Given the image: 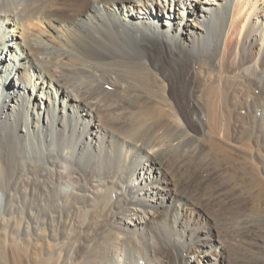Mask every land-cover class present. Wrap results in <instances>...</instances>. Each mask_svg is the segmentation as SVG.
<instances>
[{"label": "bare ground", "instance_id": "6f19581e", "mask_svg": "<svg viewBox=\"0 0 264 264\" xmlns=\"http://www.w3.org/2000/svg\"><path fill=\"white\" fill-rule=\"evenodd\" d=\"M221 67L233 72L222 80L229 87L219 82ZM164 80L191 85L186 107L198 128L183 142L159 143L138 129L144 112L167 100L160 106L147 85ZM232 89L227 124L232 136L254 137L260 207L215 217L197 200L205 195L181 185L180 162L205 134L207 111L218 117L215 104ZM194 93L214 98L212 106ZM81 214L100 222L92 235ZM6 232L27 243L60 239L63 264L264 260V0H0V235Z\"/></svg>", "mask_w": 264, "mask_h": 264}, {"label": "rangeland", "instance_id": "374dc122", "mask_svg": "<svg viewBox=\"0 0 264 264\" xmlns=\"http://www.w3.org/2000/svg\"><path fill=\"white\" fill-rule=\"evenodd\" d=\"M260 1V0H259ZM58 6V5H57ZM56 6V7H57ZM249 13V12H248ZM251 13V16L254 12H250ZM244 17V16H243ZM244 32V31H243ZM233 41L230 42V43H227L226 46L227 48L230 47V45H233L234 42H236V40L239 38L237 32L233 33ZM233 47V46H232ZM229 63H232V60L229 59ZM222 68V67H221ZM220 68V69H221ZM232 68H235V66H232ZM231 68V69H232ZM233 70V69H232ZM235 71V70H234ZM223 73V75L221 76V81H219L220 83H223L222 80L224 79V76L225 75H230V73H233L232 71L230 73L227 72V69H224L223 68L220 70V73ZM199 75V73H197ZM192 77V75H191ZM198 80L200 81H203L202 80V76L199 75L198 76ZM192 79V78H191ZM156 83V84H155ZM164 83V85H163ZM154 84V85H152ZM158 84V85H157ZM161 84V85H160ZM166 84H171L170 87ZM176 84H179V82H177V80H172V82H166L165 80L161 83L159 81H153L151 82L149 85H147L146 89H148V91L150 90H157L159 93L157 97L158 98V101H159V105L161 106L162 105V102L164 101V99L166 101L163 102V105L160 107V109H153V110H150L149 112H144L145 114L141 116H136L138 117V119L134 116V118H136L137 120L135 121L133 118L131 119L133 122L135 121V124L137 125V121L139 120V117L140 118V122L143 120V123L145 124H139L138 123V127L142 125V127H139V131L141 132V135H146V134H150L153 139L157 140V142L159 143H162L164 142L165 140H168L169 138H179V140H181L180 138H184V134H193V131H196L198 126L192 124L191 125V122H190V116H191V111L190 109H188V106L186 107V103L188 102V96H187V92L188 90L191 88L190 86L191 85H185V88H181L179 85H176ZM223 86H227L229 87V83L226 84H222ZM216 86V84H215ZM155 87V88H154ZM162 88V89H161ZM187 88V89H186ZM161 91H160V90ZM171 89V91H170ZM179 89V91L177 90ZM184 89V90H183ZM183 90V92H182ZM186 90V91H185ZM233 91L232 92H227V95L226 97H220L218 100H217V103L215 104V107L216 105L217 108L219 106H221V108L219 107L216 111H221L224 112L223 114H220L219 112L216 113L218 117L214 116V114L210 111H207L208 109L205 107V111H207V117L204 118V128L207 127V129H205V134L203 135H197V140H196V143H194L195 145V149L194 151L196 150L197 147H200L197 148L198 151L196 150L195 152L193 151V154L192 156L189 158V160H191L189 162L186 161L185 163H181L182 167H181V170H180V173L179 174H182V181L183 183L181 185H184V187L191 193H198L200 195H205L206 197H204V199H206V201L204 199L202 200H199L201 196L197 195V194H192L194 196L195 199L198 198L199 196V199H197L198 201H200V203L197 201V203L199 204H202V208L203 207H208V208H203V210L205 211V209H209L210 208V211L208 210L209 213H211L212 216H215L216 217V214L217 217H219L220 215L223 216L226 215L230 212V214L232 215L233 212V215H235V217H240L241 214L245 213V214H250V215H253V212L254 210L253 209H256V208H259L260 207V204H259V196H257L259 193H258V189L257 187L255 186L256 184V176H260L259 175V166L258 165V159L256 157V154L254 153V151L256 150V146L253 144L255 143L254 142V137H249L250 139H248V136H246V134H240L239 133H235V136H232L231 134H233V130L232 128H230L231 126L229 124H227V122L229 123V121H227V111H231L233 112L234 110L232 108H234L235 106L233 105V103H235V99L237 98L234 94V89H232ZM175 91V93H174ZM182 92V93H181ZM169 93V94H168ZM180 93L182 96H180ZM155 94V95H157ZM165 94V95H164ZM167 94V95H166ZM230 94V95H229ZM233 94V95H231ZM150 95V94H149ZM162 95V96H161ZM171 95V96H170ZM173 95V96H172ZM185 95L187 97H185ZM166 96V97H165ZM170 97V99H168V97ZM180 96V98L182 99H179L178 97ZM194 97V98H193ZM193 99L196 100H200L201 103L203 104H206V105H211V101L214 100V98H210V101H208L209 99H207L206 101V97L207 96H195V93L193 94ZM228 97V98H227ZM236 97V98H234ZM178 98V99H176ZM185 98V99H184ZM208 98V97H207ZM222 98H224V100H221ZM225 98H227L225 100ZM234 98V100H232ZM212 99V100H211ZM178 100V101H177ZM179 100L182 102H180L179 104ZM225 103H222V104H225V105H222L221 104V101ZM170 101V102H169ZM172 101V103H171ZM177 101V102H175ZM228 101V102H227ZM231 101V103H230ZM168 102V103H167ZM210 102V103H209ZM220 102V103H219ZM227 102V103H226ZM171 103V104H169ZM178 105H176V104ZM230 103V104H229ZM168 104V105H166ZM184 104V105H183ZM220 104V105H219ZM226 104H228L229 106H227ZM172 107H171V106ZM165 106V107H164ZM170 106V108H167V107ZM177 108V112L175 110L174 107ZM181 106V107H179ZM185 106V107H183ZM227 106V107H226ZM231 107V110L230 109H227V108H230ZM166 112L169 113H164V110ZM174 108V109H173ZM179 108V109H178ZM182 108V109H181ZM171 109H172V112H171ZM227 109V110H226ZM163 110V111H162ZM179 110H182L179 112ZM136 111V110H135ZM184 112V114H183ZM156 115H154V114ZM171 113V114H170ZM209 113V114H208ZM190 114V116H189ZM215 114V115H216ZM163 115V116H162ZM183 115V116H182ZM212 115V116H211ZM157 116V117H156ZM211 116V117H210ZM216 117V119H218L217 121L215 120L213 123H214V126H213V118ZM224 116H226L225 118H223ZM154 117V118H153ZM156 117V118H155ZM164 117H167L164 119ZM150 118V119H149ZM153 118V119H151ZM180 118V119H179ZM209 118V119H207ZM211 118V119H210ZM221 119V120H220ZM153 120V121H152ZM155 120V121H154ZM159 120V122H157ZM162 120V121H161ZM166 122H164V121ZM177 120V121H176ZM146 121V122H144ZM148 121V122H147ZM150 121V122H149ZM175 121V122H173ZM179 121V122H178ZM221 121V122H220ZM232 123L234 124V120H231ZM152 122L154 125H152ZM161 122V123H160ZM188 122V123H187ZM190 122V123H189ZM226 122V123H225ZM159 123V124H157ZM172 123V124H171ZM183 123H184V127H183ZM208 123V124H207ZM225 123V124H224ZM149 124V125H148ZM174 124V125H173ZM180 124V125H179ZM186 124V125H185ZM223 124V126H222ZM227 124V125H226ZM162 125V126H161ZM167 125V126H166ZM190 125V126H189ZM218 125V126H217ZM221 126V129H220V126ZM144 126V127H143ZM148 126V128H147ZM176 126V127H175ZM186 126V127H185ZM196 126V127H195ZM151 129H150V128ZM165 127V128H164ZM173 127V128H172ZM179 127V128H178ZM191 127V128H190ZM211 127V128H210ZM212 127H213V130H212ZM227 127V128H225ZM166 128H168L167 131ZM170 128V129H169ZM181 128V129H180ZM189 128V129H188ZM209 128V129H208ZM223 128V129H222ZM143 129H147L149 131L146 130V133L144 134L145 130ZM158 129H159V132H158ZM162 129V131L160 130ZM186 129V130H185ZM195 129V130H194ZM226 129V130H225ZM248 129V128H247ZM158 132L157 133H154L153 131ZM166 130V131H164ZM172 133H170L171 131ZM181 130H184V131H181ZM193 130V131H192ZM215 132V133H213ZM227 130H230L227 131ZM144 131V132H142ZM241 131V129H240ZM247 131V130H245ZM149 132V133H148ZM163 132H167L166 134L163 133ZM169 132V133H168ZM183 132V133H182ZM198 132V131H197ZM224 133V135L222 134ZM231 133V134H230ZM243 133V132H242ZM155 134V136H154ZM160 134V135H159ZM167 134H169L167 136ZM179 134V135H178ZM238 134V135H236ZM164 135V136H163ZM207 135V136H205ZM160 136V137H158ZM163 137V140H162V137ZM173 136V137H172ZM199 136V137H198ZM205 137V138H204ZM208 137V138H206ZM211 137V138H210ZM214 137V139H213ZM231 137V139H230ZM159 138V139H157ZM168 138V139H167ZM225 138V140H224ZM233 138V139H232ZM161 139V140H160ZM208 139V140H207ZM244 139V140H243ZM160 140V141H159ZM232 140V142H231ZM234 140V141H233ZM253 142H252V141ZM182 141V140H181ZM198 141V142H197ZM202 141V142H201ZM183 142V141H182ZM181 142V143H182ZM234 142V143H233ZM252 142V144L250 143ZM212 143V145H211ZM238 144V145H237ZM198 145V146H197ZM232 145V146H230ZM234 147L238 148L237 150L235 149L234 150ZM209 148V149H207ZM210 150V151H209ZM244 154H243V152ZM238 151V152H237ZM257 151V150H256ZM255 151V152H256ZM207 152V153H206ZM242 152V154H241ZM196 153V154H195ZM209 153V154H208ZM213 153V154H211ZM223 153V154H222ZM257 153V152H256ZM205 154L207 156H205ZM220 154V155H219ZM225 154V156H224ZM246 154V156H245ZM253 154V155H252ZM203 155V156H202ZM252 157H251V156ZM200 156V157H199ZM194 157V158H192ZM210 159H209V158ZM212 157V158H211ZM223 157V158H222ZM249 157V159H248ZM255 157V158H254ZM255 159V160H254ZM257 159V160H256ZM200 162H199V161ZM212 160V161H211ZM197 161V162H196ZM229 161V162H228ZM188 162V163H187ZM205 162V163H204ZM197 163V164H196ZM187 164V165H186ZM198 165L196 167V165ZM211 164V165H210ZM195 165V166H194ZM204 165V166H203ZM230 165V166H229ZM238 166V167H237ZM190 167V168H189ZM192 167V168H191ZM196 167V168H194ZM209 167V169H208ZM216 167V169H215ZM211 168V169H210ZM222 168V169H221ZM250 168V169H249ZM200 169V170H199ZM203 169H206L204 170L206 172V176L204 175L205 172L203 171ZM218 169V170H217ZM220 169V170H219ZM232 169V170H231ZM195 170V171H194ZM198 170V171H197ZM189 171V172H188ZM192 171L194 173H192ZM197 171V172H196ZM216 171V172H215ZM219 171V172H217ZM239 171V172H238ZM188 172V175H186ZM200 172H203L201 173L200 175ZM210 172V174H209ZM225 172V174H224ZM238 172V173H237ZM245 172V173H244ZM236 173V175H235ZM178 173L175 174L176 175V178L178 179V177L180 176ZM198 174V175H197ZM212 174V175H211ZM222 174V175H221ZM230 174V175H229ZM179 175V176H178ZM203 175V176H202ZM210 175V176H209ZM178 176V177H177ZM186 176V177H185ZM193 176V179H191ZM195 176V177H194ZM197 176V177H196ZM225 176V177H224ZM184 177V178H183ZM198 177H201L198 178ZM203 177V178H202ZM187 178V179H186ZM195 178V179H194ZM197 178V180H196ZM207 178V179H206ZM217 178V179H216ZM248 178V179H247ZM253 178V179H252ZM263 178V177H262ZM205 179V180H204ZM211 179V180H210ZM237 179V180H236ZM243 179V180H242ZM193 180V181H192ZM195 180V182H194ZM204 180V181H202ZM216 180V181H214ZM181 181V182H182ZM187 181V182H186ZM191 184V186L189 185V187H193L192 188H187L189 182ZM211 181V182H210ZM220 184H219V182ZM194 182V183H193ZM199 182V183H198ZM185 183V184H184ZM193 183V184H192ZM204 183V184H203ZM206 183V184H205ZM217 183H218V186H217ZM195 184V186H194ZM212 184V185H211ZM203 189H202V187ZM206 186V188H205ZM214 186V188H213ZM249 186V187H248ZM251 186V187H250ZM201 187V188H200ZM220 187V188H219ZM230 187V188H229ZM240 187V188H239ZM195 190H194V189ZM209 188V189H207ZM213 188V190H211ZM201 190L198 191V190ZM216 189V190H215ZM226 189V190H225ZM193 190V191H192ZM224 190V191H223ZM207 191V192H205ZM212 191V192H211ZM221 191V192H220ZM211 192V193H210ZM212 196H208V194H212ZM215 193V194H214ZM219 193V195H218ZM226 193V194H224ZM222 194V195H221ZM221 195V196H220ZM214 196V198H213ZM216 196V198H215ZM220 196V197H219ZM232 197V198H231ZM234 197V198H233ZM209 198V199H208ZM213 198V199H212ZM222 198V199H221ZM224 199V201H223ZM228 199V200H227ZM254 199V200H253ZM205 201V204L202 202V201ZM215 201L217 202L216 200H218L217 203H213L212 202ZM210 201V202H209ZM222 203H221V202ZM245 201V202H244ZM202 202V203H201ZM209 202V203H208ZM213 204H212V203ZM226 202V204H225ZM211 203V204H210ZM229 203V204H228ZM204 204V206H203ZM209 204V205H208ZM221 204L222 207H220L219 205ZM216 205V206H215ZM256 205V206H255ZM257 205L259 207H257ZM214 206V207H213ZM221 210L220 213L218 208ZM225 206V207H224ZM235 207V209L233 208ZM217 208V211H215ZM224 210V214H223V210ZM214 210V211H212ZM234 210V211H233ZM236 210V211H235ZM240 213V214H239ZM220 214V215H219ZM239 214V215H238ZM238 215V216H237ZM80 216V217H79ZM85 216V217H84ZM203 216V215H202ZM78 219H80V222H88L86 224H89L91 222V219L89 218V216L86 217V215L84 214H81V215H78ZM204 217V216H203ZM84 218V219H83ZM87 218V219H86ZM91 218H94L92 219L93 222H91L88 225H85L86 228L89 230V234L91 232V235L93 234V230H95L94 228H96V224L97 223H100L98 220H95V216L94 217H91ZM89 219H90V222H89ZM86 220V221H85ZM95 221V222H94ZM98 221V222H97ZM97 222V223H96ZM95 223V224H94ZM95 226H94V225ZM91 225V226H90ZM99 225V224H97ZM94 226V227H93ZM16 228V227H15ZM91 229V231H90ZM7 233V236H2L0 235V264H63L64 263V259H65V251H64V248L61 246V243H60V239L58 240H51V239H44L42 241H39V242H28V240H23V239H18V237L14 236V235H11L10 233L8 234ZM5 233V235H6ZM10 236V237H8ZM231 249L234 250V247L231 246V248L228 247V250L229 251H232ZM47 250V251H46ZM48 253H52V256L51 258L49 259L48 258ZM258 259L256 260H249L245 262H243L244 264H258V263H261V264H264V260H261V262L258 261ZM68 261V260H67ZM81 259L78 260V262H80ZM252 261V262H251ZM256 263H255V262ZM77 263V260H72L71 261V264H76ZM241 264H243L242 262H240ZM239 264V263H238Z\"/></svg>", "mask_w": 264, "mask_h": 264}]
</instances>
